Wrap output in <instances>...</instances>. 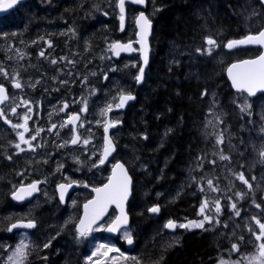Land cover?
I'll return each instance as SVG.
<instances>
[{"label":"trees","instance_id":"trees-1","mask_svg":"<svg viewBox=\"0 0 264 264\" xmlns=\"http://www.w3.org/2000/svg\"><path fill=\"white\" fill-rule=\"evenodd\" d=\"M73 1L70 0V3ZM237 2L241 0H160L159 8L151 11L149 4L152 0L148 1L147 16L153 23L151 61L143 83L133 85L135 103L120 118L119 132L115 133L117 137L114 139V160L127 167L133 180L128 203V229L135 243L132 254L140 260V264H215L221 259H237L255 251L253 246H244L238 238L230 236L225 228L232 216L228 211L230 194L221 197L224 215L218 229L212 231L206 225L200 231L182 234L177 243L170 241L168 234L162 230V222L182 223L197 219L204 196L199 175L207 171L213 175V181L221 178L209 168L199 170L200 162L216 150L221 152L213 145L219 134H223V143L229 141L227 145L222 143L221 149L222 154L229 157L235 174L245 171L251 176L245 165L233 166L235 157L248 164L255 162L253 172L257 178L258 171L260 175L264 173L250 152L251 142L257 138L250 128L249 113L241 111L238 106L237 102L243 96L234 94L225 78V69L230 63L257 55L244 50L231 54L224 52L228 41L246 35L243 26L239 31L235 25L240 12ZM80 4L69 7L68 14L76 13ZM254 4L259 13L264 14V8L257 0ZM210 18L213 23L207 26L204 21ZM72 19L79 20L77 17ZM86 20L85 25L89 28L91 19ZM204 26L209 27V31ZM216 33L219 34L216 39L218 46L211 54L195 50L194 45L203 43L206 37ZM95 35V31H90L85 37L91 40ZM125 77L128 78L129 73ZM250 113L255 115L252 119L263 123L253 109ZM217 117L223 122L220 123ZM7 140L0 130V259L4 250L11 249L17 241L16 234L8 230L11 224L33 220L37 229L30 236L35 237L37 246L47 243L48 247H43L28 264H83L87 238L80 239L74 232V225L60 230L56 226L49 229L54 222L59 223L64 218V209L58 207L54 198L37 213H28L27 206L18 207L11 201V190L18 187V180L15 179L17 172L29 173L32 168L8 155ZM256 149L260 153L264 145H258ZM134 156L136 158H132ZM132 160H135L139 170H134ZM188 186L193 190L190 198ZM263 187L264 182L252 196L242 201L237 210L241 213L247 210L264 223L263 208L257 214L251 213L255 210L254 198L262 196ZM255 203H258L257 200ZM81 204L79 202L77 212ZM54 205L58 209L57 217L50 214L49 208ZM156 205L160 208L156 215L158 220L149 214V209ZM45 216L47 223L43 225ZM255 231L258 232L257 227ZM104 237L102 232L100 239ZM247 239L244 234L243 243ZM114 242L125 251L124 242L118 239ZM233 244H238L240 250L230 256ZM134 263L131 260L126 264Z\"/></svg>","mask_w":264,"mask_h":264},{"label":"flooded vegetation","instance_id":"flooded-vegetation-1","mask_svg":"<svg viewBox=\"0 0 264 264\" xmlns=\"http://www.w3.org/2000/svg\"><path fill=\"white\" fill-rule=\"evenodd\" d=\"M71 6L74 7L75 5L66 2V0H53L47 5L28 2L0 18V69L3 70L0 72V85L4 86L8 96V99L1 105L0 110L5 112L12 123H23V116L25 114L29 115V132L25 134L26 138L35 135L36 129H43L37 139L32 142L33 145H40L35 152L27 150V145H21L25 149L22 153L31 160L35 168L39 167L40 169L41 165L55 164L56 170L68 174V178L63 180L65 184L76 183L81 189V186H85L89 179L85 180L83 177H77L76 174H73L75 168H78L80 164L85 166V170L87 169L90 176L94 178L96 176L95 170H102V167H104V165L99 164L100 154L93 155V158L91 154L95 153L99 146L100 148L102 146L104 124L99 113L102 90L111 87L110 79H118L116 74L105 71V75L102 77L101 60H106V56L109 57L110 65L114 68L123 64L125 59L113 60L109 46L115 42H132L135 37L132 35L128 40H120L126 35L130 10L128 11L126 27L123 32H120L117 26L116 4L107 3L104 8L109 6L108 11H100L94 14L84 13L82 10L101 6L83 5L79 7L76 13L68 14L67 10ZM62 9L64 10L63 13H61ZM131 12L133 15L135 14L134 11L131 10ZM76 17L79 20L72 19ZM86 19H91L89 28L85 25ZM206 25L208 26L209 22ZM90 31H95L96 34L92 37V41L85 37L86 33ZM88 49L94 50V54ZM41 52L44 53L43 56L40 55ZM52 60H56L57 63L52 64ZM69 61L73 63H69ZM4 72L8 73L7 77L3 75ZM85 72H92L91 78L85 80L83 76ZM105 76H107V79H105ZM14 80H19L22 87L15 88L13 86ZM62 81H66V83H62ZM134 84L131 83L128 89L130 94L135 92ZM81 98L87 101V112H80L83 106ZM262 100L264 98L256 101L260 102ZM24 101L29 102L31 112H28L24 106ZM65 103L69 107L64 111H59ZM17 105L19 106L16 107ZM13 107H16L18 115L12 114ZM95 110H97L95 121L99 124L93 122L92 112ZM111 112L107 113L105 120H113L118 117ZM72 113H79L81 120L84 122V127H78V132L81 134L82 139L87 138L90 140L86 147L82 144L74 146L71 143L63 147L59 146L66 140L70 141L73 135L70 131L71 126L62 129L58 127L55 131H49L53 123L61 124ZM0 129L1 135L6 136L11 141L13 153H15L14 145L19 143L17 131H22V129L14 130L10 124L4 122L3 118H0ZM112 136L113 139L116 137L115 134ZM228 142L226 141L223 144L227 145ZM256 142L264 144V140L261 138L256 139ZM15 156L18 161H23V158L19 155ZM84 160H86L85 164L83 163ZM91 163H94V170L90 169ZM233 163L234 167L245 165L246 171L251 172V176L247 175L245 171L243 172L248 180L261 177L259 171L257 172L258 178L253 172L252 167L255 166V162L250 161L248 164L245 160L235 157ZM106 166L109 170V164ZM212 171L214 174L219 173V168L214 166ZM40 174L39 177H35L29 182L40 183V193H42L48 177L43 176V171H40ZM256 198H254V209H264V198L262 196ZM255 200L258 202L257 204ZM257 205H260V207H257ZM49 210L51 211L50 214H54L55 210L53 208H49ZM42 223L43 225L47 223V216L43 218ZM176 224L178 225V223ZM256 227L259 232L258 225ZM186 232L177 228L173 233L167 234L171 240L174 235L179 236L180 239L182 234ZM241 237L244 239V234ZM177 242L174 241V243Z\"/></svg>","mask_w":264,"mask_h":264},{"label":"rangeland","instance_id":"rangeland-1","mask_svg":"<svg viewBox=\"0 0 264 264\" xmlns=\"http://www.w3.org/2000/svg\"><path fill=\"white\" fill-rule=\"evenodd\" d=\"M40 3L47 5L49 3H51L53 0H46V2H41L42 0H39ZM64 1V0H62ZM70 1V0H69ZM80 1H83V4H80ZM86 1L88 3H86ZM117 0H74L73 4L74 5H79V7H82L83 5H92V6H101L99 8H93V9H83L82 11H85V13L87 11H90L89 13L94 14V13H98V12H105L108 11L110 9V7H106L104 8V5L110 4V3H114V5L116 4ZM151 7V11H154V9L159 8L160 5V0L159 2H156V0H152V3L149 4ZM236 6L238 8V23H235L237 29L239 30L241 28V26H243L244 30H245V34H254L257 33L264 24V14L259 13L258 8L255 6L254 4V0H241L240 3H236ZM150 11V12H151ZM134 17L135 15L132 14L131 10H130V16H129V22H128V27H127V31H126V35H124V37H122L120 40L121 41H125L130 39V37L132 35H134L135 33V29H134ZM211 20H206L204 22H209V26L211 25L210 23H213V19L210 18ZM87 23V22H86ZM204 29H206L207 31H209V27H205ZM237 30V31H238ZM240 31V30H239ZM210 33H212L210 31ZM244 33V32H243ZM219 36L218 33H216L214 36H208L211 37L213 39H217ZM206 37V38H208ZM206 38L204 39V41L206 40ZM218 42V40H216ZM195 47V50L200 49L201 50V54L206 53L207 52V48L208 46L204 45L203 43H198ZM90 49H88L89 51ZM215 49H212V52ZM92 51V54H94V50H90ZM211 52V53H212ZM109 57L106 56V60L102 59L101 60V66H102V77L105 75V72L111 73V74H116L117 78H112L110 79L111 82V87L110 88H104L102 90V94H101V102H100V108H99V113L101 114V120L103 121L104 124V120H105V115L102 114V110L105 109L107 107L108 104H112L113 108L115 107V105L117 104V100L120 96L121 92L124 93H130L128 91V89L131 86V83H135V77L137 75L138 72V68H139V60L137 57H133L131 59H125V62L119 66H117L116 68L111 67L110 62H109ZM113 69H115V71H113ZM92 73V72H91ZM85 72L83 74L84 79L87 80L89 78H91L92 74ZM129 73V77L126 78L125 75ZM109 75V74H108ZM113 80V82H112ZM125 83V85H124ZM238 106L239 108H245V106L247 105V107L245 108V110L243 112H247L249 113V118L251 119V123H250V128L253 130V134L255 135V137L261 138L264 140V100L258 102V101H253L250 102L249 100H247L244 96L239 98L238 100ZM251 109H253V111L255 112L257 118H259L261 121H263V123L255 121L254 119V114L251 115L250 111ZM92 115L94 116V120L93 122H96L97 124H99L97 121H95L97 119V110H95L94 112H92ZM113 120H118V117H115ZM96 125V124H95ZM215 148H219L221 150V152H219V150L214 151L210 157L208 159H204L203 162H201V164L199 165V170H201L202 168H209V170H213L214 166H217L219 168V173H215L214 175H220L221 178L219 180L213 181V175L211 173L203 172L199 175V179H200V189L203 188L204 191H202L203 193V198L201 200V204L200 207L197 211V219L196 220H192V221H202L203 220V216L200 214V208L201 205L203 204V202L205 200L208 201V207L205 209V215H208L210 217H212V222L208 223V222H204V228L206 227V225L208 227H210V229L213 231L215 229L219 228V224H220V220L224 215V210H223V205H222V200L221 197L222 195H226V194H230V198H228V211L230 213H232V216H230L227 220V227H225L227 229V232L230 236L232 237H236L238 238V242L240 241L242 244H244V246H246V244L253 246L255 248V251H252L251 253H249L248 255H246L245 257H241V258H237V259H221L219 260L217 263L215 264H221V261H224V264H235V262L237 260H241L243 258V264H248L249 258L257 256L258 255V242L255 240V237L253 236L252 232L249 231V229H253L255 231V227L257 226L256 224V220H260L258 217H253L252 215L249 214V212L247 210H245L244 213H241L239 210H237V207L242 205V201L245 200V198L247 196H252L255 192L256 189H260L262 186V183L264 182V173L261 174V177L259 179L256 178H252L251 180H248L247 178H245L249 184H251V190H249L248 186L244 183H242L239 179H237V174H235L230 166V161L228 160H221L220 156L223 155L222 154V143H217V139L215 141V143L213 144ZM264 145L263 143H258L255 140H252L251 142V146H250V152L253 154L254 159L258 160L256 161V165L261 166L262 169H264V157L260 156V153L257 151V146ZM102 148V146H101ZM101 148L99 146V148H97V150L95 151V153L91 154V157L93 158V155H99L101 156ZM21 155L23 157V163L27 166H31L32 170L29 173H24V172H18L17 176L15 179L18 180V183L16 184L17 186H24L26 185L27 182H29L30 180L34 179L35 177H39L40 171L44 172V177L47 176L48 178L46 179V183L44 184L43 190L41 195L34 200V202L29 205L26 209L28 211V213H37L39 212L42 208H44L46 203H52L51 199L55 197V193H54V185H57L58 183H65L63 182V180L68 178V174L67 173H62L60 170H56L55 169V164L54 165H41V168L39 169V167H34L31 163V160L24 154L21 152ZM100 156H99V160H100ZM132 158H136L135 156ZM84 160V164H85ZM132 167L134 168V170H139V166L137 165V163L135 162V160H132ZM215 163H212V162ZM92 162V161H90ZM208 163V165H205V163ZM94 163H91L90 169L94 170L95 167H93ZM253 164V163H252ZM106 167V168H105ZM254 169V165L252 167ZM63 169H65V167H63ZM85 167L83 166H79L78 168H75L73 170V174H76V176H80L83 177L85 180H87V178L89 179L85 185L87 184V187L85 186H81V189H77L78 192L76 193L75 196H73L69 202L67 203V205L64 208V213H63V220H61L59 223L54 222L53 226H50L49 229H53L55 226L60 230L65 228L67 225H75L77 223V221L79 220L80 217V213L81 211L79 210L77 212L78 209V205L79 202L81 203H85L89 198H90V192L89 189H93V188H97V187H93L96 186L97 184H99V182H102L101 185H103V183L106 182L107 177H108V167L105 165L104 167H102L101 169L95 170V174L96 176L94 178H92V176H90L89 171L86 169L85 171ZM71 174V175H73ZM70 176V174H69ZM74 177V175H73ZM16 180V181H17ZM208 180H212L213 181V186L217 187L218 190L217 191H212L210 188H208L207 185V181ZM91 182V183H90ZM17 187H14L11 192L15 191ZM189 188V196L188 198L191 197L192 195V190L191 187L188 186ZM89 192V193H88ZM237 193H241L242 196H238ZM141 197H144L143 194H141ZM262 197L264 198V187L262 188ZM219 202L220 204V208L221 211L219 213L215 212V204L216 202ZM235 204L236 205V210H233L231 205ZM157 206V205H156ZM55 211L53 212L55 217H57L58 215V209L57 207L53 206L52 207ZM235 211H239L240 215L237 216L235 214ZM258 211H260V209H255V210H251L252 214H257ZM157 215V214H156ZM153 216L155 219H159L158 216ZM255 218V219H253ZM114 219V214H111L107 220L101 224V225H106V223L110 222L111 220ZM189 221H184L182 223H178V229L182 231H187V232H193V231H200L204 228H193L191 230L185 229V228H180L179 225L180 224H184V223H188ZM263 223V222H262ZM52 224V223H51ZM50 224V225H51ZM164 229V224L162 222V230ZM102 231H93L92 234L87 238V240L85 241L86 249H85V254H84V263L83 264H89V260L88 257L91 256L92 252H94L96 250V247L99 246L100 244H107L110 245L112 247H116L118 248L120 251L116 252V253H110L109 256L110 257H120V254L123 253V255L125 257H129V259L124 260V259H116L115 264H126L127 262L131 261V257L135 256L134 254H132L133 251H123L121 250L117 244L114 242L113 239L111 238H107L105 235V237L103 239H100V235L102 234ZM123 232L124 230H122L119 233V238L118 241L119 242H125L126 240L123 237ZM26 231H21V232H16V237H17V241L15 243V245L9 249H5L4 250V254L2 256V258L0 259V264H15V261L20 259L19 257H15V252L17 248H20L21 245H25L26 247L23 248V252H24V258L21 262V264H28L30 260H32L33 256L35 255L36 257L38 256L39 252L41 249H43L44 246H42L40 244V246H37L35 244V237L30 236L31 234H26ZM258 233V232H257ZM245 234L246 236H248L247 241H245V243H243L244 239H241V236ZM179 236L177 237V235L172 236L173 241H178ZM170 240V241H171ZM34 241V244H33ZM38 242V241H37ZM47 244V243H46ZM242 247V246H241ZM237 252H233L231 250L230 252V256L236 254ZM9 257H13V260H10ZM96 258L93 257V260H95ZM44 264V263H43ZM135 264V263H134Z\"/></svg>","mask_w":264,"mask_h":264},{"label":"snow or ice","instance_id":"snow-or-ice-1","mask_svg":"<svg viewBox=\"0 0 264 264\" xmlns=\"http://www.w3.org/2000/svg\"><path fill=\"white\" fill-rule=\"evenodd\" d=\"M133 3L137 4H145V0H132ZM23 3V0H7L6 3H0V10H4L6 8H13L17 4ZM118 7L120 9V21H121V30H123L124 27V13H125V0H119ZM136 23L140 29L139 40L136 41L141 45V53L143 58V63L146 66L148 64V46H147V36L149 35L152 24L150 19L145 16L143 13H141L137 19ZM206 43L208 45L207 52L208 54H211L212 49L214 47H217V41L211 37L206 38ZM242 45H260L264 47V30L259 31L258 34L255 35H248L244 39L240 40H231L228 41L225 47L228 49H233L238 46ZM51 47V45H49ZM132 47V43L128 44H120L119 42L112 43L109 46V51L113 53V55L119 56L120 52H132L135 51ZM198 51H201L198 49ZM41 56L44 55L43 52L40 53ZM63 59V58H62ZM52 64H56V60L51 61ZM69 63H73L72 61H69ZM3 70L0 69V72ZM115 71V69H113ZM229 76L232 80L233 87H235L238 91H244L247 92L249 96L255 95L257 89H264V54H261L257 59L253 60H244L240 63L233 64L228 69ZM145 74L144 67H140L138 69V74L136 75L135 79L138 83L143 82ZM3 75L5 77L8 76V73L4 72ZM94 75V74H93ZM105 79H107V76H105ZM62 83H66V81H62ZM86 83V81H85ZM13 86L17 89L21 88L22 85L19 80L13 81ZM6 99H8L6 89L3 85H0V103H3ZM135 99L134 96H132L130 93H124L121 92L119 96V103L115 105L117 109L124 107V105L128 102ZM24 106L27 108L28 112H31L32 109L29 106V102L24 101ZM82 107L80 109V112H87V101L81 98ZM17 105L16 107H18ZM16 107L12 108V114L18 115L16 112ZM69 107L67 103L63 105L59 111H64ZM247 105L245 106V108ZM245 108H241V111H244ZM113 110V105L108 104L105 109L102 110L103 115H107V113L111 112ZM0 118L4 119L5 123L10 124V126L14 130H20L17 131L19 143H16L14 147L18 149L19 151H24L25 149L21 147V145H27L29 151H36L37 147H40V145H33V141L37 139V137L40 135L41 131L43 129H36L35 135H32L30 138H26L25 134L29 132L28 127V121L30 119L29 115L25 114L23 116V123H12L6 116L5 112L3 110H0ZM217 120L222 123V120H219V117H217ZM211 123V121H209ZM119 124L118 120H111L106 119L105 123L103 125L104 127V147H103V153L102 157L99 161V164H104L107 160L108 156L111 155L112 152L115 151V145L113 143L112 138L109 136V129L115 128ZM66 126H71L70 131L73 133L70 141L66 140L63 144L59 145L60 147H63L69 143L72 145L76 144H82L83 146H87L90 143V140L87 138L82 139L81 134L78 132V127L82 128L84 127V122L81 120V116L79 113H72L67 116V118L59 125L53 123L49 129V131H55L58 127L64 128ZM58 135V132L56 133ZM217 143H223V134H219L217 136ZM260 156L264 157V150L260 152ZM10 158V157H9ZM221 160H228V156L221 155ZM212 163H215L214 161ZM98 166V165H94ZM237 179H239L242 183L246 184L251 190V184L248 183V181L245 179V176L243 173L238 174ZM131 178L128 175V172L122 163H116L113 165V171L112 176L109 178V181L107 184H105L101 188H93L92 191L96 193V196L94 199L90 200L87 204L84 205V218H82L79 221V224L77 225L76 231L78 233L79 237H86L90 234L92 231H107V232H119L122 227L125 228L123 232V237L126 240V242L131 245L133 244V237L131 234V231L127 229L125 226L128 223V217L124 210L125 202L128 200V197L131 192ZM208 188H210L212 191H217L218 188L213 186V181L208 180L207 181ZM71 187L70 184H60L58 186L60 190V200L61 202L64 201V196L67 191V189ZM87 187V185H85ZM38 182H34L27 187L21 186L15 193H13V199L15 200H23L27 196H30L33 192L38 191ZM201 191H204L203 188H201ZM238 196H242L241 193H237ZM115 204V206L120 210V214L110 222L106 223V225H99V221L103 219L104 215L107 212V209L110 205ZM208 207V201L205 200L200 208V214L203 216L202 221H189L188 223L180 224V228H185L188 230H191L193 228H204V222L211 223L212 217L205 215V209ZM233 210H236V205H231ZM257 207H260V205H257ZM160 208L159 206H153L149 209V212L151 213H159ZM221 211L220 204L217 201L215 204V212L219 213ZM235 214L237 216L240 215L239 211H235ZM255 219V218H253ZM258 225L259 232L257 233L253 229H249L250 232H252L253 236L255 237V240L258 242V255L249 258L248 264H264V223H262L260 220L255 221ZM94 225H97L95 228ZM36 223L32 220H28L27 222H17L12 223L9 231H12L16 228H26L31 229L35 228ZM165 228L170 230H175L177 228V224L173 221H168L165 225ZM243 239V237H241ZM26 247L25 245H21L20 248L16 249L15 257H19L20 259L15 261V264H21L23 258H24V252L23 248ZM45 247H48L46 244ZM239 245L233 244L232 245V251L233 252H239ZM120 250L116 247H112L107 244H100L96 247V250L92 252L91 256L88 257L89 264H115L116 259H124L127 260L129 257H125L123 253L120 254V257H110V253H116ZM93 257L96 259L93 260ZM10 260H13V257H9ZM133 261H135V264H140V260L133 256L131 257ZM221 264H224V261H221ZM235 264H243V258L241 260H237Z\"/></svg>","mask_w":264,"mask_h":264},{"label":"water","instance_id":"water-1","mask_svg":"<svg viewBox=\"0 0 264 264\" xmlns=\"http://www.w3.org/2000/svg\"><path fill=\"white\" fill-rule=\"evenodd\" d=\"M27 1H31V0H23V3H25V2H27ZM7 2V0H0V3H6ZM257 2L264 8V0H257ZM23 3H21V4H23ZM21 4H17V5H15L13 8H6V9H4V10H0V17L1 16H3L4 14H8L9 12H11V11H14L19 5H21ZM118 4H119V0H118V2H117V11H118V14H119V16H120V9H119V7H118ZM133 7V8H136L137 10H138V14H137V16H136V18H135V21H134V25H135V29H136V40H135V42H133L132 43V47L135 49V47H136V50L135 51H132V52H120V54H119V56H116V55H113L114 56V59L115 60H119L120 58H122V57H131L132 55H137L138 57H139V62H140V67H144V69H145V73H146V71L148 70V68H149V65H150V54H151V49H150V39H151V34H152V28H151V31H150V33H149V35L147 36V46H148V64L145 66L144 65V63H143V58H142V53H141V45L139 44V43H137L136 41H138L139 40V35H138V33L140 32V29H139V27H138V25H137V23H136V19H137V17L141 14V13H143L145 16H146V10H147V0H145V4H143V5H141V4H137V3H133L132 2V0H125V13H124V17H125V19H124V27H123V30H121V21H120V18H119V30H120V32H123L124 31V29H125V23H126V10H127V7ZM152 24V23H151ZM261 30H264V28L263 29H261ZM260 30V31H261ZM259 33V32H258ZM258 33H256V34H258ZM250 35H255V34H250ZM248 36V35H247ZM245 38V37H244ZM244 38H242V39H244ZM238 40H240V39H238ZM120 44H122V43H120ZM128 44V43H127ZM247 49H259L260 50V54L257 56V57H255V58H252V59H245V60H253V59H257L261 54H264V47H262V46H260V45H242V46H238V47H235V48H233V49H228L227 47H225V51L227 52V53H232V52H234V51H237V50H247ZM244 61V60H243ZM240 62H242V61H239V62H235V63H232V64H230L227 68H226V70H225V78H226V80H227V82H228V84H229V87H230V89H231V91L233 92V93H235V94H243V95H245L248 99H255V98H257V97H259V96H261V95H263L264 94V89H257L256 90V93H255V95H252V96H249L248 95V93L247 92H244V91H238L235 87H233V84H232V80H231V78H230V76H229V73H228V69L233 65V64H236V63H240ZM145 75V74H144ZM136 83H137V85L138 86H140L141 84H142V82H140V83H138L137 81H136ZM133 96V95H132ZM135 97V96H134ZM135 100H136V98L135 99H133V100H131V101H128L125 105H124V107H122V108H119V109H115L114 111H113V113H123V112H125V110H126V108L128 107V106H130V105H132L133 103H135ZM118 103H119V101H118ZM3 103H0V106L2 105ZM120 126V124H118L115 128H111V129H109V136L115 131V130H117L118 129V127ZM104 136H105V133H104V131H103V142H102V153H103V147H104ZM111 137V136H110ZM75 146V145H74ZM115 154H116V148H115V151L114 152H112L111 153V155H109L108 156V158H107V160L105 161V163L104 164H108L109 162H111L112 161V159H113V157L115 156ZM101 157H102V155H101ZM116 163H122V162H120V161H118V162H116ZM115 163V164H116ZM104 164H101V165H104ZM123 164V163H122ZM125 166V165H124ZM125 168H126V170H127V172H128V169H127V167L125 166ZM112 171H113V166L111 167V169H110V171H109V175H108V178H107V181L103 184V186L105 185V184H107L108 183V181H109V178L112 176ZM128 175L130 176V174H129V172H128ZM130 178H131V176H130ZM131 181H132V178H131ZM40 183H38V189L40 188ZM59 186V185H58ZM58 186L56 187V189H55V191H56V196H57V200L61 203V205L63 206V205H65V203H66V201L68 200V198L78 189V185H76V184H73V185H71V187H69L68 189H67V191H66V193H65V196H64V201L63 202H61V200H60V190H59V188H58ZM103 186H101V187H103ZM24 187H27V186H24ZM101 187H98V188H101ZM20 188V187H19ZM18 188V189H19ZM17 189V190H18ZM16 190V191H17ZM15 191V192H16ZM14 192V193H15ZM39 193H40V191L38 190V191H35V192H33L30 196H27L25 199H23V200H15V199H13V194L10 196V198H11V200L13 201V202H15V203H17L18 205H23V204H26V203H29V202H31V201H33L38 195H39ZM91 193H92V198L90 199V200H92V199H94L95 198V196H96V193L95 192H93L92 190H91ZM131 194H132V183H131V192H130V195H129V197H128V200L125 202V205H124V210H125V212H126V214H127V217H128V223H127V225L125 226L126 228H128L129 227V225H130V217H129V215H128V210H127V205H128V202H129V200H130V198H131ZM90 200H88L87 202H85L82 206H81V214H80V217H79V221L82 219V218H84V212H85V210H84V205L85 204H87ZM114 213V219L120 214V210L115 206V204H112V205H110L109 207H108V209H107V212H106V214L104 215V217H103V219H101L100 221H99V224H101L102 222H104L106 219H107V217L109 216V214L110 213ZM149 214L151 215V216H154V215H156L157 213H151V212H149ZM113 219V220H114ZM79 221L77 222V224H76V226H75V232L77 233V231H76V228H77V225L79 224ZM97 225H94L93 227L95 228ZM35 228H31V229H26V228H16V229H13L12 231H18V232H21V231H27V232H32L33 230H34ZM123 229H125L124 227H122L121 228V230L119 231V232H107V231H104V234L107 236V237H109V238H111V239H117L118 237H119V233L123 230ZM164 231L166 232V233H173L175 230H170V229H167V228H165L164 227ZM92 232H90V234H91ZM78 234V233H77ZM89 234V235H90ZM134 246H135V243H134V241H133V244H131V245H129L126 241L124 242V249L126 250V251H132L133 249H134Z\"/></svg>","mask_w":264,"mask_h":264},{"label":"bare ground","instance_id":"bare-ground-1","mask_svg":"<svg viewBox=\"0 0 264 264\" xmlns=\"http://www.w3.org/2000/svg\"><path fill=\"white\" fill-rule=\"evenodd\" d=\"M146 16H147V13H146ZM148 17V16H147ZM152 23V22H151ZM152 28H153V23H152Z\"/></svg>","mask_w":264,"mask_h":264}]
</instances>
